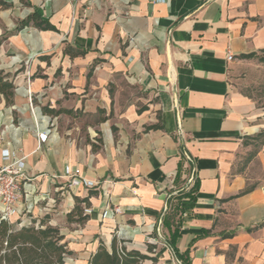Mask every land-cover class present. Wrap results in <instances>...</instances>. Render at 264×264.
Returning <instances> with one entry per match:
<instances>
[{
	"label": "crops",
	"instance_id": "obj_1",
	"mask_svg": "<svg viewBox=\"0 0 264 264\" xmlns=\"http://www.w3.org/2000/svg\"><path fill=\"white\" fill-rule=\"evenodd\" d=\"M249 54L264 0H0V164L26 157L40 196L11 222L58 228L66 264L121 229L143 264H264V118L231 79Z\"/></svg>",
	"mask_w": 264,
	"mask_h": 264
},
{
	"label": "trees",
	"instance_id": "obj_2",
	"mask_svg": "<svg viewBox=\"0 0 264 264\" xmlns=\"http://www.w3.org/2000/svg\"><path fill=\"white\" fill-rule=\"evenodd\" d=\"M30 22L37 27L51 29L40 19L37 13L21 23V26ZM256 54L243 56L245 59L255 58ZM13 82L0 72V93L4 96L7 105L13 103L15 95ZM47 111V110H46ZM160 125L147 128L161 129ZM186 195H181L183 198ZM86 200H77L72 212L67 215L68 222H83L86 217L80 203ZM177 233L173 236L176 237ZM60 230L48 224L46 219L37 224L36 220L30 225H21L20 221L12 223L11 220L0 219V264H66L70 256L67 244ZM149 256L126 246V240L114 235L109 247L101 243L98 250L92 255L89 264H143Z\"/></svg>",
	"mask_w": 264,
	"mask_h": 264
},
{
	"label": "built area",
	"instance_id": "obj_3",
	"mask_svg": "<svg viewBox=\"0 0 264 264\" xmlns=\"http://www.w3.org/2000/svg\"><path fill=\"white\" fill-rule=\"evenodd\" d=\"M77 2L78 0H70ZM228 61L234 59L233 55H228ZM30 97V94H29ZM32 112L34 108L30 104ZM36 134L40 143H46L52 134L51 127L42 129L36 126ZM0 164V219L11 220V217L18 214H31L40 200L37 186L34 183L35 177L27 173L26 157H16L9 149H4L1 155ZM67 176L70 178V187L95 188L98 183L74 175L67 169ZM193 179L189 180L192 183ZM125 229L119 231L120 237H126ZM161 237V234L159 235Z\"/></svg>",
	"mask_w": 264,
	"mask_h": 264
},
{
	"label": "rangeland",
	"instance_id": "obj_4",
	"mask_svg": "<svg viewBox=\"0 0 264 264\" xmlns=\"http://www.w3.org/2000/svg\"><path fill=\"white\" fill-rule=\"evenodd\" d=\"M231 79L237 90L255 101L264 118V54L242 64Z\"/></svg>",
	"mask_w": 264,
	"mask_h": 264
}]
</instances>
